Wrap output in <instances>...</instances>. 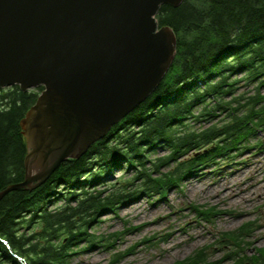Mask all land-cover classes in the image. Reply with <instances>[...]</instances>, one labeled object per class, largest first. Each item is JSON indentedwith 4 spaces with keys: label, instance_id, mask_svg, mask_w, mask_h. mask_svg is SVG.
Returning a JSON list of instances; mask_svg holds the SVG:
<instances>
[{
    "label": "trees",
    "instance_id": "1",
    "mask_svg": "<svg viewBox=\"0 0 264 264\" xmlns=\"http://www.w3.org/2000/svg\"><path fill=\"white\" fill-rule=\"evenodd\" d=\"M157 20L177 39L164 80L84 155L65 160L32 191H11L0 200V264H69L80 242L112 247L119 233L88 231L101 211L141 196L163 199L181 191L185 180L264 147V0H184L162 5ZM241 86L248 89L240 93ZM42 89L0 88V190L23 180L19 121ZM157 149L166 153L155 156ZM116 166H123L122 175L96 189ZM192 208L203 219L216 215L215 207ZM252 228L244 223L218 235L220 258L206 245L173 264H264V246L246 253Z\"/></svg>",
    "mask_w": 264,
    "mask_h": 264
},
{
    "label": "water",
    "instance_id": "2",
    "mask_svg": "<svg viewBox=\"0 0 264 264\" xmlns=\"http://www.w3.org/2000/svg\"><path fill=\"white\" fill-rule=\"evenodd\" d=\"M183 1L0 0V88H43L19 121L23 180L0 200L42 185L157 89L177 50L157 15Z\"/></svg>",
    "mask_w": 264,
    "mask_h": 264
},
{
    "label": "rangeland",
    "instance_id": "3",
    "mask_svg": "<svg viewBox=\"0 0 264 264\" xmlns=\"http://www.w3.org/2000/svg\"><path fill=\"white\" fill-rule=\"evenodd\" d=\"M246 89L241 86L239 92ZM259 138L264 139V131H260ZM165 153L157 149L154 155ZM122 170L123 166L113 168L108 182L96 189L115 181ZM57 192L65 194L67 189L58 186ZM61 203H53L51 208ZM192 207H215L216 215L203 219ZM250 222L254 225L252 230H257L247 237L248 255L264 246V147L245 153L236 163L218 171L185 180L181 191L171 190L163 199L141 196L115 210L101 211L88 231L103 237L119 233L114 245L105 248L80 242L68 263L109 264L114 255L121 254L117 264H173L206 245L212 246L209 252L217 259L224 251L223 245L216 244V237ZM147 239L152 241L145 242ZM113 240L109 238L107 242Z\"/></svg>",
    "mask_w": 264,
    "mask_h": 264
}]
</instances>
